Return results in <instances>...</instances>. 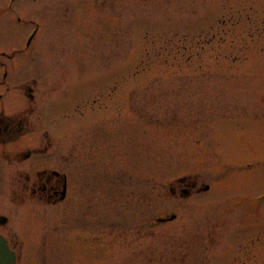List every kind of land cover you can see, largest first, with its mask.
Here are the masks:
<instances>
[{
  "label": "rangeland",
  "instance_id": "rangeland-1",
  "mask_svg": "<svg viewBox=\"0 0 264 264\" xmlns=\"http://www.w3.org/2000/svg\"><path fill=\"white\" fill-rule=\"evenodd\" d=\"M8 1L15 150L48 149L0 176L17 264H264V0Z\"/></svg>",
  "mask_w": 264,
  "mask_h": 264
},
{
  "label": "flooded vegetation",
  "instance_id": "flooded-vegetation-1",
  "mask_svg": "<svg viewBox=\"0 0 264 264\" xmlns=\"http://www.w3.org/2000/svg\"><path fill=\"white\" fill-rule=\"evenodd\" d=\"M10 91L6 55L0 52V158L15 159L22 151L15 150L16 138H20L28 132V120L21 118L23 113L27 114L26 111L21 114L13 113ZM26 180L32 197L53 205L60 201L59 198L64 190L62 176L53 174L44 167L33 178L27 177Z\"/></svg>",
  "mask_w": 264,
  "mask_h": 264
},
{
  "label": "water",
  "instance_id": "water-1",
  "mask_svg": "<svg viewBox=\"0 0 264 264\" xmlns=\"http://www.w3.org/2000/svg\"><path fill=\"white\" fill-rule=\"evenodd\" d=\"M0 264H13L12 255L6 251L3 243L0 241Z\"/></svg>",
  "mask_w": 264,
  "mask_h": 264
}]
</instances>
